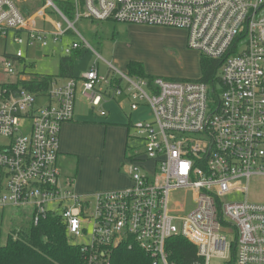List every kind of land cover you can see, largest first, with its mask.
<instances>
[{
    "label": "built area",
    "instance_id": "1",
    "mask_svg": "<svg viewBox=\"0 0 264 264\" xmlns=\"http://www.w3.org/2000/svg\"><path fill=\"white\" fill-rule=\"evenodd\" d=\"M72 2L75 21L184 29L191 49L222 62L218 93L201 78L156 77L148 83L118 69L101 75L95 67L81 78L56 80L35 92L21 83L31 79L29 51L61 39L75 29V21L55 6L66 28H37V20L14 0H0V70L15 76L0 82V208L31 206L36 225L48 213L59 214L73 238L84 236L92 225L90 243L77 245L85 264H111L108 252L122 244L144 252L152 264H175L167 242L177 236L197 247L204 264L212 259L264 264V200L224 199L247 195L252 178L264 177V0ZM10 38L18 46L15 53L8 50ZM81 46L74 41L65 54ZM114 75L126 83L131 109L147 100L155 120L134 124L144 150L132 154L128 165L132 185L96 194L92 207L71 183L60 181V134L62 125L74 119L79 83L96 107L103 100L98 86L110 85ZM125 91L117 86L114 95ZM174 191L192 196L173 205Z\"/></svg>",
    "mask_w": 264,
    "mask_h": 264
},
{
    "label": "rangeland",
    "instance_id": "2",
    "mask_svg": "<svg viewBox=\"0 0 264 264\" xmlns=\"http://www.w3.org/2000/svg\"><path fill=\"white\" fill-rule=\"evenodd\" d=\"M14 1L24 13L21 6L29 3L30 0ZM44 1L45 4L35 12L29 15L24 14L37 20L35 24L37 28L57 30L61 27L65 29L67 25L57 12L58 7L52 4L53 0L52 2ZM59 23H62V26H59ZM74 27L75 29L57 41L51 38L48 46H37L31 49L28 56L29 72L58 75L60 60L67 55L65 49L74 41H78L82 46L73 69L74 75L78 77L93 67L97 68L101 75H107L114 69L125 73L130 62L143 64L146 73L156 77L172 80H198L202 76L201 59L203 56L199 51L188 46L187 33L184 29L147 24H125L113 20L93 21L85 18L75 21ZM76 29L91 47L85 46L86 43L82 41ZM17 49L18 46L10 38L8 50L15 53ZM77 52V50L73 51L71 55ZM14 78L15 76L5 74L0 70V82H10ZM84 108L88 111L84 119L100 122L95 123L98 126L85 124L68 131L67 140L74 149L79 150V154L74 157L69 156L67 167L59 163V168L63 177H72L75 189L84 192L80 194L75 190L76 193L88 200L93 207L96 194L122 190L132 185L128 175L131 153L137 157L139 153H143L144 149L134 129L127 131L125 128L124 130L123 127L126 126H123V123L128 124L129 120L125 118L115 103L105 106L106 111L110 109L107 118L97 117V114L90 108L86 106ZM125 110L128 114H132L134 124L138 121L152 122L155 120L153 109L147 100L141 101L138 110L135 111L131 110L130 101H128ZM121 157L122 162L120 163ZM141 160L137 158L138 163H141ZM117 179L125 183L121 181L122 185L116 187ZM191 196V193L174 191L170 197L171 204L181 203L185 199H190ZM246 197L252 202L264 200L263 176L252 178L247 195L233 193L224 199L243 201ZM47 207L60 211L55 204H49ZM32 217L33 207L31 206L8 205L0 208V245L6 243L8 235L13 231L27 229L32 222ZM92 233L93 227L89 225L84 236L68 237V241L72 245L89 244ZM229 238L234 240V235L230 234ZM210 264H224V261L212 259Z\"/></svg>",
    "mask_w": 264,
    "mask_h": 264
},
{
    "label": "trees",
    "instance_id": "3",
    "mask_svg": "<svg viewBox=\"0 0 264 264\" xmlns=\"http://www.w3.org/2000/svg\"><path fill=\"white\" fill-rule=\"evenodd\" d=\"M53 3L70 20L74 19L75 10L72 0H53ZM24 4L21 8L26 15H29L41 8L45 1L30 0L29 3ZM77 51L76 54L61 58L58 75L34 73L31 79L21 83L26 88L40 92L47 90L53 81L75 77L73 69L75 60L80 55V49ZM221 63L206 56L201 59V80L215 87L216 94L218 93L217 73ZM127 73L131 77L146 79L148 83L154 82L156 78L147 74L143 64L139 62H130ZM68 237L62 217L59 214L48 213L40 218L37 225L32 220L27 229L13 231L8 235L6 243L0 245V264H85V256L80 246L70 244ZM167 250L170 261L175 264H204V260L198 256L197 247L181 236L169 239ZM108 254L111 264H152L151 259L144 252L136 248L130 249L126 244L110 249ZM234 257L235 253H233Z\"/></svg>",
    "mask_w": 264,
    "mask_h": 264
},
{
    "label": "crops",
    "instance_id": "4",
    "mask_svg": "<svg viewBox=\"0 0 264 264\" xmlns=\"http://www.w3.org/2000/svg\"><path fill=\"white\" fill-rule=\"evenodd\" d=\"M50 2H52V1L50 0ZM52 4H53V2H52ZM44 16H46V15H44ZM28 56H29V53H28ZM29 68H30V63H29ZM32 74H34V73H32ZM107 74H109V72ZM75 77L76 78H81V76H79V77L75 76ZM65 80L66 79H59L58 81L62 83ZM125 85H126V83L117 75H114L113 80L111 81L110 85L100 84L98 86V90H100V92L103 94V100H102V103H101L100 106L94 107L83 96V94H82V85H81V82L79 83L74 119L71 120V121H67V122H65L62 125L61 134H60V152H59V156H58V167H60L59 163L62 166L67 167L66 163H67V159L69 160V156L70 157H74V156L79 154V150L78 149H74L73 145L70 144V142L67 140L68 131L70 129L79 128L80 126L85 125V124H93L94 126H98V125H95V123L100 122V121H88V120L84 119L85 113L88 112V111L84 110L85 106L87 108H90L93 112H95L97 114V117L107 118L109 116L110 109L106 111L105 106L108 105V104H111V103H115L120 108V110L123 113V115L125 116V118L129 120L128 124H124L123 123V126L124 125L126 126V127H123L124 130H125V128H127V131L128 130L130 131L131 129H134V122L132 121V114H128L127 111L125 110L126 109V104L128 103V101H130L129 100V95L125 91L126 90V86ZM117 86H119L122 89H124L125 92H124L123 95H121V96L114 95V89ZM105 91H107V92H105ZM83 104H84V106H83ZM101 110L105 111L106 114L102 115L101 114ZM130 138H132V137L130 136ZM74 140L76 141V138H74ZM128 153H129V150H128ZM131 154H133V153H131ZM131 157H132V155H131ZM121 162H122V157L120 159V163ZM59 170H60V181H61V183L63 185H66L67 183H69V184L71 183V186L74 189V191L75 190L77 191V189H75L74 180L72 179V177H68V176L63 177L60 168H59ZM128 175L130 176L129 170H128ZM126 179L128 180V178H126ZM130 180L132 181L131 176H130ZM121 181L119 179H117L115 181V186L116 187L121 186L122 182L125 183L124 181H122V182ZM77 192H79L80 194H84V192H80V191H77Z\"/></svg>",
    "mask_w": 264,
    "mask_h": 264
}]
</instances>
